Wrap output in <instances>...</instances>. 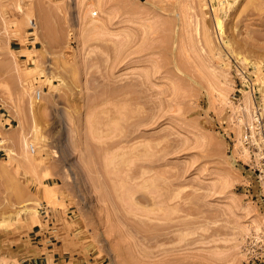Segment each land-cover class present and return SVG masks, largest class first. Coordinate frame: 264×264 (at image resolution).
Here are the masks:
<instances>
[{
	"label": "rangeland",
	"instance_id": "obj_1",
	"mask_svg": "<svg viewBox=\"0 0 264 264\" xmlns=\"http://www.w3.org/2000/svg\"><path fill=\"white\" fill-rule=\"evenodd\" d=\"M253 83L264 0H0V264H264Z\"/></svg>",
	"mask_w": 264,
	"mask_h": 264
},
{
	"label": "built area",
	"instance_id": "obj_2",
	"mask_svg": "<svg viewBox=\"0 0 264 264\" xmlns=\"http://www.w3.org/2000/svg\"><path fill=\"white\" fill-rule=\"evenodd\" d=\"M35 20V19H34ZM31 27H34L31 25ZM261 93L253 90V105L251 107V118L243 119L242 115L236 114L235 121L241 129V139L243 144L248 148L249 152L253 155L256 161V172L261 180H264V104L263 98H259ZM37 100L42 97V91L38 89L35 93ZM32 153L36 152L35 145H29Z\"/></svg>",
	"mask_w": 264,
	"mask_h": 264
},
{
	"label": "bare ground",
	"instance_id": "obj_3",
	"mask_svg": "<svg viewBox=\"0 0 264 264\" xmlns=\"http://www.w3.org/2000/svg\"><path fill=\"white\" fill-rule=\"evenodd\" d=\"M34 26V25H33ZM218 26H219V28H220V30L222 29V24H221V22L220 21H218ZM35 28V27H34ZM218 28V29H219ZM224 30V29H223ZM220 32V31H219ZM222 32V31H221ZM228 45V44H227ZM244 59L246 60V58L244 57ZM243 59V60H244ZM254 85V83L252 84V87L251 88H249L248 89V91L250 92V94H251V96H252V101H253V90H255L256 88H255V86H253ZM258 88H259V86H258ZM263 104H264V95H263ZM249 117V116H248ZM237 141H239V143H240V147L243 149H246L248 152H249V150H248V148L243 144V141H242V139H241V129H240V131H239V137L237 138L236 137V139H235V145H236V143H237ZM29 145H30V143L28 144V147H29ZM250 153V152H249ZM251 154V153H250ZM252 156V155H251ZM253 160H254V158H253Z\"/></svg>",
	"mask_w": 264,
	"mask_h": 264
}]
</instances>
